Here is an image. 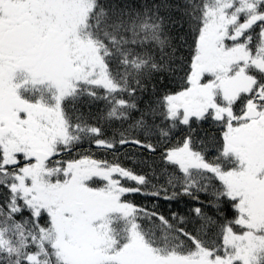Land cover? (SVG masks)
Instances as JSON below:
<instances>
[{
    "label": "snow or ice",
    "instance_id": "1",
    "mask_svg": "<svg viewBox=\"0 0 264 264\" xmlns=\"http://www.w3.org/2000/svg\"><path fill=\"white\" fill-rule=\"evenodd\" d=\"M0 264H264V0H0Z\"/></svg>",
    "mask_w": 264,
    "mask_h": 264
},
{
    "label": "trees",
    "instance_id": "2",
    "mask_svg": "<svg viewBox=\"0 0 264 264\" xmlns=\"http://www.w3.org/2000/svg\"><path fill=\"white\" fill-rule=\"evenodd\" d=\"M180 75L182 73L177 72L176 73V79L172 80H165L161 86H159L156 89V95L161 96L165 92H172L179 90V85L177 83ZM167 84L168 87H164L163 85ZM103 109V103L100 102L97 106H94L91 111L93 113V116L97 115L100 110ZM82 111L85 113V116L87 118L88 109L84 108ZM138 116V114H134ZM91 123H96L95 119L90 120ZM132 120H129L127 123H125L123 126L119 125L118 123L113 124L111 127L107 129L108 134L111 135L112 133H117L118 131H122L123 129L128 128V125L132 123ZM102 124L103 121H100ZM220 130L214 125L212 122H202L200 123L198 129H197V141H203L205 145H207L208 148V154L209 156H212L216 153V149L219 147V138H220ZM91 150V152L96 157L101 158H107L111 160L113 158V154L111 151H106L103 149H99L95 146H90L87 143H84L80 145L78 148L74 149L71 153V155L65 156V159H71L74 156H76L80 152H87ZM138 149L125 146L120 149L118 153H116V156L118 157L119 161L125 164L127 167L130 168H136V165L133 163V159H140V157H132L130 156L131 153L138 152ZM146 155V154H145ZM143 166L141 165V168ZM140 170V169H137ZM144 171H148L147 169H144ZM165 176L162 175L159 171V168H157L156 171V178L153 179L154 184H164L165 183ZM134 182H129V184H133ZM171 191V190H170ZM134 203L138 205H142L147 207L148 209L156 210L159 213L165 215L166 217L171 218L173 213H176L179 216H188L189 211L192 207L196 206V202L191 200L190 197L180 195L177 199L174 200H164V199H156L150 196L141 195V194H135L129 197ZM201 199H204L202 196Z\"/></svg>",
    "mask_w": 264,
    "mask_h": 264
}]
</instances>
